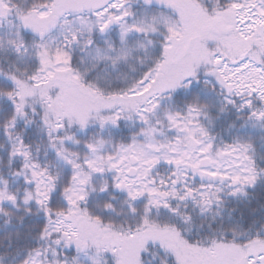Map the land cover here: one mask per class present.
<instances>
[{
	"label": "snow or ice",
	"instance_id": "1",
	"mask_svg": "<svg viewBox=\"0 0 264 264\" xmlns=\"http://www.w3.org/2000/svg\"><path fill=\"white\" fill-rule=\"evenodd\" d=\"M9 225L0 264H264V0H0Z\"/></svg>",
	"mask_w": 264,
	"mask_h": 264
},
{
	"label": "trees",
	"instance_id": "2",
	"mask_svg": "<svg viewBox=\"0 0 264 264\" xmlns=\"http://www.w3.org/2000/svg\"><path fill=\"white\" fill-rule=\"evenodd\" d=\"M13 187H15V184H13ZM7 231H13L14 232L15 231V227L12 226V225H9L7 228L0 226V237H2L5 234V232H7ZM4 243L7 244L8 241L5 240Z\"/></svg>",
	"mask_w": 264,
	"mask_h": 264
}]
</instances>
